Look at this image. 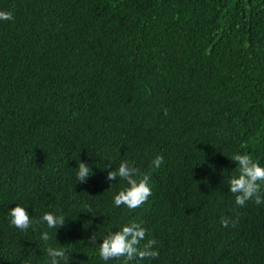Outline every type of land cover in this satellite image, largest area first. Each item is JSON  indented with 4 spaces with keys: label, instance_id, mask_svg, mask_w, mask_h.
I'll use <instances>...</instances> for the list:
<instances>
[{
    "label": "trees",
    "instance_id": "obj_1",
    "mask_svg": "<svg viewBox=\"0 0 264 264\" xmlns=\"http://www.w3.org/2000/svg\"><path fill=\"white\" fill-rule=\"evenodd\" d=\"M0 11L14 17L0 22V264H44L49 245L103 264L89 239L130 222L158 241L150 264H264V206L238 207L227 189L234 154L264 166V0H0ZM122 160L150 175L136 209L112 203L127 184L107 171ZM78 162L93 172L85 184ZM16 205L66 224L45 244L44 226L8 225Z\"/></svg>",
    "mask_w": 264,
    "mask_h": 264
},
{
    "label": "clouds",
    "instance_id": "obj_2",
    "mask_svg": "<svg viewBox=\"0 0 264 264\" xmlns=\"http://www.w3.org/2000/svg\"><path fill=\"white\" fill-rule=\"evenodd\" d=\"M11 11H0V22L13 20ZM164 110V115H167ZM232 162L238 170V175L228 178V192L234 196V203L238 207H244L246 202H252L257 206H264V166L254 161L249 153H236L232 157ZM164 163V158L157 155L151 161L153 169L159 168ZM109 168H105L107 170ZM93 175L91 167L85 162H78L75 167L76 184H85ZM117 178L126 182L127 186L120 190L112 199L114 207L124 206L127 209H136L145 203L152 195L150 186V175L141 174L133 162L122 160L118 167L113 171H107L106 180L116 181ZM88 214L95 217V212L88 208ZM7 222L11 228L20 232H26L33 228L37 223L44 226L45 230L40 232V240L48 244L52 239L51 233L55 236L57 231L64 227L66 220L64 215H56L51 212H45L38 220H33L28 209L16 205L8 209ZM230 220L227 217L221 219V225L225 228L229 226ZM234 223V222H233ZM147 229L140 223L130 222L111 231L100 243L93 237L89 242L96 245L98 257L103 264L109 261L120 260L121 264H143L159 259L160 251L157 248L156 239L146 240ZM143 244L142 241H145ZM44 264H79V261L73 259L71 252L64 246L49 245L45 248Z\"/></svg>",
    "mask_w": 264,
    "mask_h": 264
}]
</instances>
